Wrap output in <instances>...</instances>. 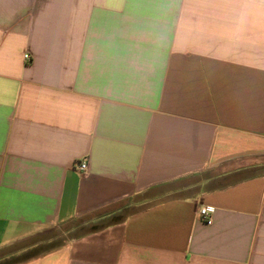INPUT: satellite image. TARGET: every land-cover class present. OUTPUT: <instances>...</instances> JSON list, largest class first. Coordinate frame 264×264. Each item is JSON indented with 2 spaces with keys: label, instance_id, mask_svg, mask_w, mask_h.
I'll list each match as a JSON object with an SVG mask.
<instances>
[{
  "label": "crops",
  "instance_id": "crops-1",
  "mask_svg": "<svg viewBox=\"0 0 264 264\" xmlns=\"http://www.w3.org/2000/svg\"><path fill=\"white\" fill-rule=\"evenodd\" d=\"M0 264H264V0H0Z\"/></svg>",
  "mask_w": 264,
  "mask_h": 264
},
{
  "label": "built area",
  "instance_id": "built-area-1",
  "mask_svg": "<svg viewBox=\"0 0 264 264\" xmlns=\"http://www.w3.org/2000/svg\"><path fill=\"white\" fill-rule=\"evenodd\" d=\"M29 56H25V59H28ZM75 169L82 173L85 174L87 171V165L85 161H79L76 163L75 165ZM214 212V209L211 207H202L201 209H199L198 211V220L201 223H204L206 225H210L212 223V214Z\"/></svg>",
  "mask_w": 264,
  "mask_h": 264
},
{
  "label": "rangeland",
  "instance_id": "rangeland-1",
  "mask_svg": "<svg viewBox=\"0 0 264 264\" xmlns=\"http://www.w3.org/2000/svg\"><path fill=\"white\" fill-rule=\"evenodd\" d=\"M50 235L51 236L49 237L50 238L49 243L41 246L39 248V252L42 250H47L50 247H54L59 243H63V241L67 238L66 233L62 229H59L58 231H53L50 233Z\"/></svg>",
  "mask_w": 264,
  "mask_h": 264
}]
</instances>
